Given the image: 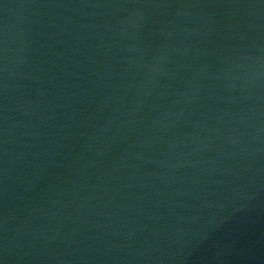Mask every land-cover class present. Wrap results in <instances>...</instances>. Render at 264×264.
<instances>
[{"label": "water", "instance_id": "95a60500", "mask_svg": "<svg viewBox=\"0 0 264 264\" xmlns=\"http://www.w3.org/2000/svg\"><path fill=\"white\" fill-rule=\"evenodd\" d=\"M0 264H264V0H0Z\"/></svg>", "mask_w": 264, "mask_h": 264}]
</instances>
